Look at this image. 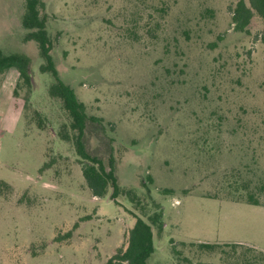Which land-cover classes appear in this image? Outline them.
<instances>
[{
  "label": "rangeland",
  "instance_id": "obj_1",
  "mask_svg": "<svg viewBox=\"0 0 264 264\" xmlns=\"http://www.w3.org/2000/svg\"><path fill=\"white\" fill-rule=\"evenodd\" d=\"M26 1L0 0V48L33 73L31 87L0 75V264H107L136 217L153 228L149 264H264V19L251 0H41L60 77L94 118L87 151L114 158L116 199L93 196L64 140L75 132L26 39Z\"/></svg>",
  "mask_w": 264,
  "mask_h": 264
},
{
  "label": "trees",
  "instance_id": "obj_2",
  "mask_svg": "<svg viewBox=\"0 0 264 264\" xmlns=\"http://www.w3.org/2000/svg\"><path fill=\"white\" fill-rule=\"evenodd\" d=\"M252 7L264 19V0H251ZM43 6L41 0H27L25 14L23 16V27L29 31L27 34L28 41H35L40 49L41 57L45 64L41 66L42 73H50L54 77V84L51 85L49 94L52 98L60 99L64 109L70 116L71 129L75 132L73 137L66 135L64 140H73L75 150L79 156L82 174L86 184L94 197L104 198L111 190V197L118 198L121 192L118 178L116 176L115 161L111 157L109 166L99 158L87 151L84 138L88 122L94 121L86 109V105L81 102L74 89L67 85L60 77L56 68L52 51V42L47 32V17L41 16L40 8ZM239 9L245 8L244 0H240ZM246 9V8H245ZM249 15H246L248 21ZM32 60L25 54L10 53L7 54L0 48V75H3L10 69H16L19 73L20 81L28 87L33 84V73L31 69ZM19 84H17L18 86ZM17 95V91H14ZM51 163H45L44 169H50ZM7 186V184H5ZM249 205L263 206L261 202L253 195H248ZM238 201V200H237ZM240 201V200H239ZM161 215H155L153 224L160 220ZM240 244H205L200 243L198 247L202 251L215 252L223 247H230L236 250ZM154 232L152 225L140 217H136V222L129 232L128 246L125 250L120 249L107 264H114L120 261L127 264H149L150 258L155 253Z\"/></svg>",
  "mask_w": 264,
  "mask_h": 264
}]
</instances>
